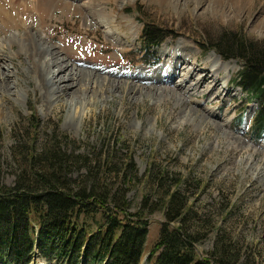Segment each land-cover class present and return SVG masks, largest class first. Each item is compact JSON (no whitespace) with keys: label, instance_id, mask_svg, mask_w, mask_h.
Returning <instances> with one entry per match:
<instances>
[{"label":"rangeland","instance_id":"1","mask_svg":"<svg viewBox=\"0 0 264 264\" xmlns=\"http://www.w3.org/2000/svg\"><path fill=\"white\" fill-rule=\"evenodd\" d=\"M23 1L29 0H16L10 8L9 1L0 0V37L29 13ZM61 1L56 19L41 22L50 51L45 45L39 57L50 62L54 74L59 63L69 65L64 75L71 73L78 80L67 79V92L61 91L65 83L53 91L46 80L48 67H30L33 62L25 52L13 51L17 46L0 48L6 56L0 62V75L5 74L0 76L2 182L14 186L20 173L13 157L17 135L29 141L34 137L41 145L47 135L58 134L69 153L112 151L118 165L108 177H138L127 195L133 210L151 193L149 177L164 173L187 179L191 202L202 213L211 212L207 217H212L214 229L238 239L256 255L258 264H264V135L257 138L251 128L262 102L250 99L235 83L245 62L215 48L223 44L235 54L233 41L246 39L264 49V0L242 6L240 14L229 6L226 14L210 6L204 12L203 4L196 9L202 0L186 6L163 0H109L115 40L107 37L104 26L91 25L90 0ZM69 9L74 14L66 17ZM147 23L168 34L150 49L141 39ZM216 57L218 74L211 68ZM225 63L232 66L229 76ZM185 74L186 84L181 82ZM197 81L203 83L189 91ZM82 103H86L83 121L71 115L72 105ZM128 163L134 168L127 169ZM117 170L119 174H113ZM84 174L86 170H77L72 177ZM163 221L161 211L148 217L144 264L155 262L150 255ZM213 235L198 245L201 255L213 249ZM31 264L67 263L37 254Z\"/></svg>","mask_w":264,"mask_h":264},{"label":"trees","instance_id":"2","mask_svg":"<svg viewBox=\"0 0 264 264\" xmlns=\"http://www.w3.org/2000/svg\"><path fill=\"white\" fill-rule=\"evenodd\" d=\"M167 36L163 28L147 23L141 39L150 49ZM232 46L235 54L223 44L215 48L225 57L245 62L235 83L250 99L262 102L252 122L260 138L264 134V49L246 39L235 40ZM15 141L13 157L20 170L15 185H6L0 177V262L31 264L40 254L67 264H144L148 217L161 211L164 221L151 250L153 264H258L248 246L221 228L214 229L212 217H207L210 211L202 213L194 206L187 179L164 173L149 177L151 193L133 210L127 195L138 177H108L118 165L112 151L69 153L58 134L47 135L41 145L25 135H17ZM27 143L34 147H25ZM126 168L134 167L128 163ZM82 169L86 170L83 177H72ZM211 232L213 249L201 255L198 245Z\"/></svg>","mask_w":264,"mask_h":264},{"label":"bare ground","instance_id":"3","mask_svg":"<svg viewBox=\"0 0 264 264\" xmlns=\"http://www.w3.org/2000/svg\"><path fill=\"white\" fill-rule=\"evenodd\" d=\"M7 1L10 2L9 7L13 8L16 0H7ZM45 1L46 0L23 1V9L29 11V13L27 15H25L24 17L18 19V23L13 24L10 27L9 31L4 33V35H2L0 37V48L5 49L6 46H9L11 49H13V48H15V46H17L18 50L16 49V51H15V49H13V51L15 52L16 55L19 52H25L26 55L33 62V63H31L32 66H30V67L37 69L39 66H45V67L47 66L49 69V72H47V79L46 80H48V82H50V84L53 86L54 90L53 89L52 90L57 91L60 89V87H57V85L59 83H65L67 81V79L75 81V80H78V77L76 79H74V77L72 76L71 73L68 76L64 75V72L69 68V65L67 63H64L65 61L62 63H59L58 74H54L51 72L50 62L46 61L47 59L44 60V59L39 57V52H40L41 48L44 47L45 45H48V41H47L48 39L47 40L45 39L47 37H45V32L43 31L41 22H42V20H48V19H53V18L56 19V17H57L56 12L58 10L59 4L62 3L61 0L60 1L48 0L47 2H45ZM108 1L109 0H90V4H87V8H88V11L93 16L92 20L90 21L91 25H96V24L98 25L99 24L101 26H104L106 28L105 31H106L107 37H109L112 40H115L114 34L116 33V29L111 25V20H110L111 14H108V12H107L108 8L106 5H107ZM163 1H167V3H171V4L177 3V4H182V5L186 6V3H189L191 0H182V2H181V0H163ZM208 1L210 3H208ZM252 1L253 0H202L200 3L198 2V4H197L198 6L195 8L198 9V7L199 6L201 7V5L203 4L202 10H204V12L209 11L208 7L210 6L212 8L211 10H213V11H217V12L219 11V13L226 14L227 8L229 6V7H231L232 12L234 14H240L248 6V4L252 3ZM242 6L244 9L241 8ZM200 7H199V9H201ZM221 8H222V10H221ZM73 14H74V12L71 9H69L68 13H66L65 16L71 17ZM261 21H264V20L262 19ZM33 27H37L36 32L33 29ZM49 47L50 46L48 45L47 48H49ZM46 51L49 52L50 48L47 49ZM166 53H168L167 50H164L163 54H166ZM213 55H215V54H213ZM43 56L44 55H41V57H43ZM5 57H4V54L1 53V51H0V62L3 60H6ZM56 57H58V56H56ZM219 60L220 59L218 57H216L214 59V65L211 66L212 70L214 69L215 70L214 73H216V74H218V73H217V69H215V68L217 67ZM224 68H226V70L228 72L227 74L229 76L230 72L232 71V66H230L228 63H225ZM46 71H47V69H46ZM169 72L172 73L171 71H168V74H169ZM74 75L77 76V74H75V73H74ZM0 76H5V74L2 73ZM207 77H205V78L207 79ZM56 80H58V81H56ZM187 80H189V75L185 74L184 79H182L181 82L182 83L185 82V84H186ZM202 83H203L202 81H197L196 83L191 84L190 87L192 89H190L189 91L197 90V88ZM71 84H72V82H71ZM103 86H104V84H103ZM181 86H182V84H181ZM69 88H70V85L65 83V85H64V87H62L61 91L63 93L67 92V90ZM1 90L2 89H0V92H1ZM21 92H22V94L26 93V90L24 89ZM16 93L18 94L19 92H16ZM18 96H20V95L18 94ZM2 97H3V95H2ZM17 101L19 102V99ZM85 104L86 103H82L79 106L78 105H75V106L72 105L71 115L73 116V118H77L78 120L81 119V121H83L82 119L85 116V109H86ZM0 108H1V105H0Z\"/></svg>","mask_w":264,"mask_h":264}]
</instances>
